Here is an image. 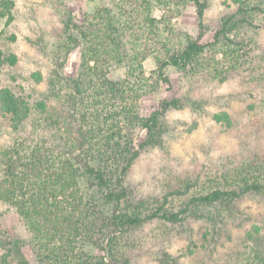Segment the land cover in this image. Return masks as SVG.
Segmentation results:
<instances>
[{"label": "trees", "instance_id": "1", "mask_svg": "<svg viewBox=\"0 0 264 264\" xmlns=\"http://www.w3.org/2000/svg\"><path fill=\"white\" fill-rule=\"evenodd\" d=\"M89 1L94 11L82 22L70 16L66 24L72 34L64 51L67 57L80 50L78 77L54 70L49 91L35 104L10 87L0 89L15 133L0 145V264H31L26 245L40 264H130L126 249L137 246L132 235L157 221L170 226L202 221L213 231L204 240L217 251L224 236L231 239L230 225L251 220L239 203L264 195V160H226L205 178H179L175 185L172 179L162 197L135 201L127 185L131 169L146 147L162 145L168 112L184 108L180 99H162L145 117L140 102L162 85L171 86L169 68L208 83H224L243 70L260 90L255 123L264 125V54L253 53L264 1L235 0L236 11L220 19L211 40H205L206 0ZM190 4L199 34L176 38L174 21ZM0 8V19H14L13 1L0 0ZM150 58L156 68L147 75ZM7 64L15 66L17 57L0 50V71ZM120 68L125 74L119 78ZM211 117L233 124L227 114ZM137 129L146 132L141 145ZM11 212L18 214L26 237L2 227V214ZM247 244L235 264H264V220ZM164 259L179 263L170 255Z\"/></svg>", "mask_w": 264, "mask_h": 264}, {"label": "rangeland", "instance_id": "2", "mask_svg": "<svg viewBox=\"0 0 264 264\" xmlns=\"http://www.w3.org/2000/svg\"><path fill=\"white\" fill-rule=\"evenodd\" d=\"M13 20L0 19V50L7 57L14 54L17 64H7L0 71V89L10 87L19 98L29 104L43 99L49 91V79L54 70L66 78H76L81 71L80 50L67 57L65 48L69 35L67 21L71 16L82 22L91 14L95 4L89 0H11ZM264 1V0H255ZM205 40H211L220 19L236 11L235 0H206ZM1 10V8H0ZM160 17L161 12L156 11ZM256 47L253 53L264 54V17L257 21ZM176 38L198 36L199 21L193 4L174 21ZM66 66L59 69V66ZM156 68L150 58L145 63L147 75ZM117 77L125 70L116 69ZM167 74L171 86L162 85L159 91L144 96L140 102L142 116L148 117L159 107L162 99H180L181 110L168 112L167 132L161 146H148L127 177V185L135 201L160 198L167 190L166 182L175 185L179 178H205L224 161H242L260 156L264 160V125H257L255 109L259 88L249 81L246 71L231 74L224 83L191 79L174 68ZM194 104H199L194 109ZM200 108V109H199ZM230 116L232 126L217 123L212 114ZM196 128L192 130L195 126ZM14 125L0 104V145H6L14 136ZM146 132L137 129L136 144L144 142ZM166 189V190H165ZM179 201L175 204L178 205ZM239 208L250 221L228 227L231 239L223 237L217 251L208 246L205 237L213 233L202 221H189L184 226H170L152 222L134 232L131 240L136 247L127 248L130 264H165V256L175 258L178 264H235L240 254L248 251L247 238L262 226L264 220V195H251L239 203ZM2 227L13 236L26 237L18 214L4 213ZM209 238V237H208ZM23 253L31 264H40L34 250L26 245ZM2 252L0 251V256Z\"/></svg>", "mask_w": 264, "mask_h": 264}]
</instances>
